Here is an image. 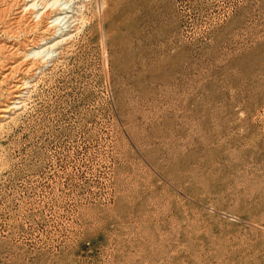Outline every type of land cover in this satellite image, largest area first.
I'll return each instance as SVG.
<instances>
[{"label": "rangeland", "instance_id": "374dc122", "mask_svg": "<svg viewBox=\"0 0 264 264\" xmlns=\"http://www.w3.org/2000/svg\"><path fill=\"white\" fill-rule=\"evenodd\" d=\"M0 264H264V0H0Z\"/></svg>", "mask_w": 264, "mask_h": 264}]
</instances>
